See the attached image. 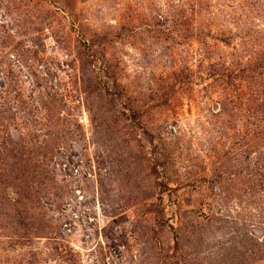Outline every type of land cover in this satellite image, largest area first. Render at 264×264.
I'll return each instance as SVG.
<instances>
[{
  "label": "rangeland",
  "instance_id": "1",
  "mask_svg": "<svg viewBox=\"0 0 264 264\" xmlns=\"http://www.w3.org/2000/svg\"><path fill=\"white\" fill-rule=\"evenodd\" d=\"M0 264H264V0H0Z\"/></svg>",
  "mask_w": 264,
  "mask_h": 264
},
{
  "label": "built area",
  "instance_id": "2",
  "mask_svg": "<svg viewBox=\"0 0 264 264\" xmlns=\"http://www.w3.org/2000/svg\"><path fill=\"white\" fill-rule=\"evenodd\" d=\"M62 169L63 170H68V173H67V177L68 178H79L80 180L82 178H85V177H89L91 178L92 177V169H90L86 164H84V161L79 158V159H73L70 163L66 164L64 163L62 165ZM82 190V189H81ZM81 190L80 189H77L76 190V197L78 200H82L84 199V194H81ZM85 200V199H84ZM80 210V211H79ZM89 208L87 206H84V207H81L79 208L78 206L76 207L75 206V209L71 208L70 209V219L72 222L76 221V220H80V212L81 213H85L86 211V216L88 218H90V213H89ZM84 220V218H83ZM72 223L69 221L68 224H64V226H68V225H71ZM65 228V227H64Z\"/></svg>",
  "mask_w": 264,
  "mask_h": 264
}]
</instances>
